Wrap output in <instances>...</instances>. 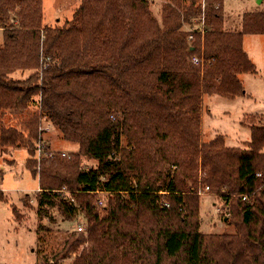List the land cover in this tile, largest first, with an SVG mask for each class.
Here are the masks:
<instances>
[{"label":"trees","instance_id":"trees-1","mask_svg":"<svg viewBox=\"0 0 264 264\" xmlns=\"http://www.w3.org/2000/svg\"><path fill=\"white\" fill-rule=\"evenodd\" d=\"M171 1L159 22L149 0H81L71 21L52 27L43 25V0H0V181L2 163H14L4 159L10 148H27L26 166L40 174L39 211L59 200L68 220L86 219L87 231L74 230L43 264L76 253L73 264H264V124L249 123L245 149L227 148L222 136L201 140L204 96L244 97L239 76L257 73L244 37L264 35V11L225 31L224 0L203 9L201 0ZM18 70L36 72L15 80ZM34 96L27 134L7 125L6 112ZM42 117L79 153L44 158L38 173ZM81 157L98 166L84 168ZM200 185L228 207L234 234L200 232Z\"/></svg>","mask_w":264,"mask_h":264},{"label":"rangeland","instance_id":"rangeland-1","mask_svg":"<svg viewBox=\"0 0 264 264\" xmlns=\"http://www.w3.org/2000/svg\"><path fill=\"white\" fill-rule=\"evenodd\" d=\"M80 3L81 0H43V25L64 26L72 20ZM149 5L153 16L159 22L163 20L165 7L175 6L171 0H149ZM206 5L205 0H201L202 9L206 8ZM215 7L218 8L219 5ZM222 9L223 30L240 31L243 15L248 12L264 11V0H224ZM190 28L187 22H183V32H189ZM244 42V49L255 62L257 73L239 76L246 92L244 97L228 99L219 95L204 96L201 138L203 143H209L217 136H222L227 148L245 149L248 148L247 143L251 141L249 123L264 124V35H246ZM35 72L36 70H31V75ZM13 78L19 77L14 75ZM38 108L39 96H34L29 107L23 110L22 116L19 114V117L15 119L7 115L5 122L7 125L20 128L27 134L24 123L38 114ZM40 125L48 129L42 135L47 152L66 161L78 155L79 145L65 140L58 128L48 121L40 122ZM37 146L38 141L36 149ZM43 157L53 158L45 153ZM29 158L27 148H15L4 157L14 163H2L3 179L0 181V190L5 193L2 194L0 191V264L49 263L62 248L67 237L77 229L78 224L86 223L81 213H78L75 219L68 220L59 200L54 206H45L39 211L40 191L37 192V190L40 188V174L35 177L28 169L26 163ZM37 158L36 150L34 160L37 163V171L40 173L42 165ZM80 160L81 166L86 169L98 166L95 160L86 157H81ZM199 191H202L201 195H198L200 232L234 234L235 227L229 222L232 214L222 199L206 190V186L200 185ZM1 197L4 199L1 200ZM99 198L103 201V206L96 205V208L102 209L106 205L107 198L103 194H100ZM77 255L78 253L73 254L59 264H73Z\"/></svg>","mask_w":264,"mask_h":264},{"label":"built area","instance_id":"built-area-1","mask_svg":"<svg viewBox=\"0 0 264 264\" xmlns=\"http://www.w3.org/2000/svg\"><path fill=\"white\" fill-rule=\"evenodd\" d=\"M204 24H205V21H204V17H203V19H202V25H201V29H202V30H201V34H202V35L205 34V26H204ZM188 39H189V41H193V40H194V36H193L192 33L189 35ZM191 62H192L193 65H195L196 67H201L202 64H203V60L200 59L198 56H194V57H192ZM45 121H47L46 117H42V119H41V123H44ZM47 130H48V129L43 128L42 126L40 127V130H39V131H40V136H41V138H40V140H39V142H38V146H37V153H38V158H37V159L40 160V161H42V159L45 158V157H43V154H44V153H45V155H50L51 157L54 156V154H51L50 152H47V150H46V148H45V144H44L43 139H42L43 132H44V131H47ZM63 156H66V154H63ZM206 190H209V187H206ZM60 193L66 195V196H68V197L71 195L70 192H69L66 188H63V189L60 191ZM197 193H198V195H201L202 191H199V192H197ZM160 194H166V192H160ZM247 200H248V197H247V196H244V197H243V201H247ZM71 201H73V200H71ZM162 202H163L164 207H169V206H170L168 202H166V201H164V200H162ZM96 205H97V206H103V201L99 199ZM77 231H79V232H86V226H85V223H80V224H78V226H77Z\"/></svg>","mask_w":264,"mask_h":264},{"label":"crops","instance_id":"crops-1","mask_svg":"<svg viewBox=\"0 0 264 264\" xmlns=\"http://www.w3.org/2000/svg\"><path fill=\"white\" fill-rule=\"evenodd\" d=\"M223 6H224V3H223ZM245 38V37H244ZM3 42V29L0 28V44ZM245 43V42H244ZM244 47H245V44H244ZM247 53V52H246ZM249 56V55H248ZM249 58L251 59V57L249 56ZM252 60V59H251ZM252 62L255 64V62L252 60ZM256 66V64H255ZM257 68V66H256ZM258 70V69H257ZM14 75H17L19 78H16L15 80H25L26 78H28L30 75H31V70H18L16 72H14L11 77L13 78ZM14 79V78H13ZM242 81V80H241ZM243 82V81H242ZM19 114L20 116L23 115V111H15V110H11V111H7L6 112V116L7 115H10L12 118H15L17 119V116L19 117ZM13 120V119H11ZM52 146V145H51ZM53 147V146H52ZM11 150V148H10ZM2 191V194H4L5 192L3 190H0ZM40 191V188L37 190V192ZM4 198L1 197V200H3ZM6 201V199L4 200Z\"/></svg>","mask_w":264,"mask_h":264}]
</instances>
